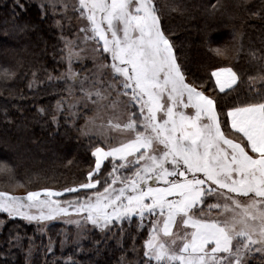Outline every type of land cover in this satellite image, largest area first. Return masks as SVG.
Here are the masks:
<instances>
[{
  "label": "snow or ice",
  "instance_id": "snow-or-ice-1",
  "mask_svg": "<svg viewBox=\"0 0 264 264\" xmlns=\"http://www.w3.org/2000/svg\"><path fill=\"white\" fill-rule=\"evenodd\" d=\"M247 3L242 0L236 7ZM48 6L54 8V0ZM24 7L22 0L8 5L19 33L31 29L15 23L17 9ZM40 7L46 11L43 3ZM168 7L181 14L188 11L180 5ZM73 8L84 22L79 28L83 39L76 44L64 38L62 59H67L68 69L58 79L65 81L69 95L78 90L81 96L71 103L64 97L57 100L51 123L59 131L56 113L67 103L64 135H87L94 165L86 181L59 190L42 187L22 195L0 190V213L36 225L40 235L47 224L62 221L75 230V253H92L87 264H104L110 240L121 251L119 264H141L138 256L126 259L121 242L131 238V248L138 252L136 234L144 229L142 264H264V84L249 86L241 98L236 90L244 81L230 66L213 68L207 80H188L154 0H76ZM250 15L264 22V12ZM56 23L62 30L60 21ZM213 52L226 57L228 48ZM85 59H91L92 68L81 76L72 65ZM19 67L20 62L0 67V84L7 87ZM256 79L264 81V75L248 77L251 84ZM211 80L218 92L206 87ZM33 83L27 86L31 89ZM230 92L236 93L232 102L222 103ZM81 102L85 107L91 102L96 115L77 128L73 109ZM101 110L108 114L106 123ZM39 112L46 114L47 109ZM93 134L98 139L91 144ZM0 172L14 179L6 162H0ZM5 222L0 219V224ZM25 238V264H35L37 249L39 264H61L51 237L48 244L37 246L35 236L10 232L4 255L13 246L23 248ZM69 242L65 231L61 253ZM63 264L80 262L69 257Z\"/></svg>",
  "mask_w": 264,
  "mask_h": 264
},
{
  "label": "trees",
  "instance_id": "trees-1",
  "mask_svg": "<svg viewBox=\"0 0 264 264\" xmlns=\"http://www.w3.org/2000/svg\"><path fill=\"white\" fill-rule=\"evenodd\" d=\"M154 2L161 9L164 29L171 31V39L176 44L175 51L188 80H207L213 68L230 66L244 81L236 90L240 92L241 98L249 86L259 88L264 84L259 79L254 84L248 80L249 76L264 75V22L250 15L251 12H264V0H248L243 8L236 7L242 0ZM22 3L25 7L23 10L17 9L19 16L15 23L31 25L26 33H19L13 27L14 20L8 9L11 0H0V67L15 66L20 62L16 78L9 81L7 87L0 84V162H6L14 173V179L10 180L5 173L0 172V190L17 195L42 187L59 190L78 184L86 180V172L93 164L89 138H83L78 131H74L71 136L64 135V128L68 127L64 110L56 113L61 124L59 131L51 123L57 100L65 98L67 94L65 81L58 79L65 70V62L62 59L60 33L54 25L53 15L46 7V11H42L34 0H22ZM170 5L187 7L188 11L183 14L171 11ZM207 13H212L213 17L209 19ZM234 33L237 34L236 39H233ZM224 46L228 48V55L217 57L213 49ZM236 48L241 50L237 52ZM49 76L52 77L51 81ZM30 80L34 81L31 89L27 86ZM206 87L218 92L212 80ZM10 90L13 94H10ZM235 95V92H230L221 102L231 103ZM40 108L47 109V113H40ZM80 118L77 116L75 120L77 128L81 125ZM95 142L92 137L91 144ZM16 182L25 186L17 187ZM68 195L66 193L63 198ZM0 219L6 220L0 227V264H25V249L28 247L26 238L22 241L23 248L13 246L11 253L4 255L9 247L6 241L10 232L13 235L35 236L37 246L41 242L48 244L51 237L61 264L69 257L80 264H87L92 255L91 252L77 255L71 244V234L69 244L64 246L61 253L62 234L65 231L70 233L72 228L60 221L47 224L45 234L40 235L36 225L20 218L7 219L6 214L0 213ZM132 231L135 233V227ZM92 235L99 239L97 233L93 232ZM136 235L138 252L132 250L131 238L121 243L127 249L124 253L126 259L133 261L138 256L142 264L141 245L147 231L144 229L142 234ZM83 243L85 247L89 246V241ZM116 243L109 241L108 252L102 257L104 264H119L121 251L114 247ZM39 260L37 249L34 252L35 264H39Z\"/></svg>",
  "mask_w": 264,
  "mask_h": 264
},
{
  "label": "rangeland",
  "instance_id": "rangeland-1",
  "mask_svg": "<svg viewBox=\"0 0 264 264\" xmlns=\"http://www.w3.org/2000/svg\"><path fill=\"white\" fill-rule=\"evenodd\" d=\"M34 1L37 2V4L39 6L43 3L45 5V7L53 15L54 25L56 26V28L58 29V31L60 33V37H61L60 39L62 42L61 46H63L62 51H63V57H64L65 56V51H64L65 39L64 38H66L67 41L72 42V43H76V44H79V42L83 39V34L79 32V28L82 26V23H84V22H82L80 19H78L79 14L73 8V5L76 3V0H54V4H55L54 8L48 6L49 0H34ZM56 21H60V24L63 25L62 30H61L60 25H58L56 23ZM81 47H82V45H81ZM89 55H90V53H89ZM63 60L65 62V70H63L62 74L66 75L67 69H68V63H67L66 58ZM72 68L76 72L79 71V74L81 76H83V75H85V72H84L85 68H88V69L92 68V61H91V59H85L83 61H77L72 65ZM69 83H70V81H69ZM65 86L67 88V85H65ZM80 96H81V93L78 90L75 92L74 95H69V92L67 91L65 98L67 99V101L69 103H71V102L75 101L76 98H78ZM93 99H95V97H93ZM67 108H68V104L65 103L61 106V111L64 110L65 114L69 115V113L66 111ZM73 110L76 112V116L81 117L80 118L81 125H85L86 119H90L96 115L95 106L92 105L91 102L88 103L87 107L84 106L83 102L78 103L75 105V108ZM100 119H103L105 121V123L107 122L108 114L106 112H104L103 110H101V112H100ZM100 119L96 120L97 124L100 122ZM76 120H77V118H76ZM88 127L92 128V127H94V125L89 123ZM114 135H115V133H114ZM81 136L83 138H89L87 135H81ZM92 137L95 139V141H97L98 138L94 134L92 135ZM100 143H101V146H104L103 141H100ZM106 163L109 164V167H110L109 170H111L110 161L106 162ZM92 165H94V158H93V164ZM56 190H58V189H56ZM60 222H62V221H60ZM1 225L2 224H0V227H1ZM74 231L75 230L72 228L70 234H74ZM146 237H147V235H146ZM141 251L143 254V242L141 245Z\"/></svg>",
  "mask_w": 264,
  "mask_h": 264
},
{
  "label": "crops",
  "instance_id": "crops-1",
  "mask_svg": "<svg viewBox=\"0 0 264 264\" xmlns=\"http://www.w3.org/2000/svg\"><path fill=\"white\" fill-rule=\"evenodd\" d=\"M212 82H213V85H214V87H215V82H214V80H212ZM217 91H218V89H216Z\"/></svg>",
  "mask_w": 264,
  "mask_h": 264
}]
</instances>
